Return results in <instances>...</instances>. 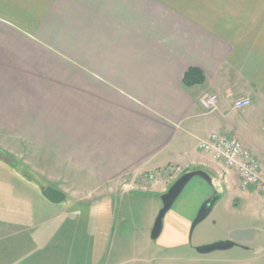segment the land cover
<instances>
[{"label": "crops", "instance_id": "crops-1", "mask_svg": "<svg viewBox=\"0 0 264 264\" xmlns=\"http://www.w3.org/2000/svg\"><path fill=\"white\" fill-rule=\"evenodd\" d=\"M191 68L204 83L184 85ZM212 132L264 172V0H0L1 156L44 152L46 182L92 203L129 183L164 194L189 170L228 182L200 148ZM177 212L176 236L192 215Z\"/></svg>", "mask_w": 264, "mask_h": 264}, {"label": "rangeland", "instance_id": "rangeland-1", "mask_svg": "<svg viewBox=\"0 0 264 264\" xmlns=\"http://www.w3.org/2000/svg\"><path fill=\"white\" fill-rule=\"evenodd\" d=\"M0 152L5 153L1 148ZM40 155L44 158L45 153ZM9 157L0 155V264H264V194L242 188L234 172L228 182L215 183L224 197L198 224L191 239L197 208L213 193L199 176L188 183L166 214L161 236L152 240V228L163 206L162 193L155 188L135 190L141 186L122 184L121 194L94 198L92 203L78 201L70 189L62 188L67 199L54 204L40 188H59L60 184L47 183L40 168H35L42 157L30 164L23 157ZM130 188L135 191L129 192ZM79 190L87 193V189H73L74 193ZM173 209L179 215L192 212L189 219L182 214L184 229L178 236L179 218L172 215ZM247 227L258 231L246 245L208 254L193 249ZM175 245L181 246L172 248Z\"/></svg>", "mask_w": 264, "mask_h": 264}, {"label": "water", "instance_id": "water-1", "mask_svg": "<svg viewBox=\"0 0 264 264\" xmlns=\"http://www.w3.org/2000/svg\"><path fill=\"white\" fill-rule=\"evenodd\" d=\"M195 176H199L204 179L212 188L213 193L200 206L197 216L191 225L190 238H192L194 230L198 224L203 222L212 213L216 204L221 198L224 197V192L216 188L213 177L208 171L204 169H198L185 172L172 184L167 192L162 194L161 198L163 206L158 212L154 226L152 228V240H158V238L161 236L164 230L166 214L173 208L177 199L180 197L188 183ZM41 194L48 201L54 204L61 203L67 199V195L63 190L53 186L41 187ZM257 231L258 228L256 227L236 228L231 230L228 238L210 244L199 245L196 247V250L200 254H208L218 250H227L238 244L240 245L241 243L253 241Z\"/></svg>", "mask_w": 264, "mask_h": 264}, {"label": "built area", "instance_id": "built-area-1", "mask_svg": "<svg viewBox=\"0 0 264 264\" xmlns=\"http://www.w3.org/2000/svg\"><path fill=\"white\" fill-rule=\"evenodd\" d=\"M251 103L250 98H241L234 101V107L244 110ZM201 104L207 113H215L220 109V96L217 93L205 94L201 98ZM200 148L218 163L235 170L242 188L264 194V172L260 169L259 159L236 136L212 132L200 144Z\"/></svg>", "mask_w": 264, "mask_h": 264}, {"label": "trees", "instance_id": "trees-1", "mask_svg": "<svg viewBox=\"0 0 264 264\" xmlns=\"http://www.w3.org/2000/svg\"><path fill=\"white\" fill-rule=\"evenodd\" d=\"M205 80H206V77H205L204 73L201 70H199L197 68H191L186 73L183 82H184L185 86L190 87V86H193V85L202 84V83L205 82ZM4 157H6V156H4ZM6 158H8V157H6Z\"/></svg>", "mask_w": 264, "mask_h": 264}, {"label": "flooded vegetation", "instance_id": "flooded-vegetation-1", "mask_svg": "<svg viewBox=\"0 0 264 264\" xmlns=\"http://www.w3.org/2000/svg\"><path fill=\"white\" fill-rule=\"evenodd\" d=\"M205 200H206V199H205ZM205 200H204V201H205ZM204 201H203V202H204ZM203 202H202V203H203ZM201 205H202V204H200V206H201ZM200 206L197 208V211H196L195 217L197 216V213H198V210H199ZM193 221H194V220H193ZM192 223H193V222H192ZM191 225H192V224H191ZM190 230H191V227H190ZM188 238L191 239V238H190V231H189V237H188ZM189 239H188V240H189ZM187 242H188V241H187ZM187 242H186V243H187ZM181 245H183V244H181ZM181 245H175V246H173L172 248H175V247H178V246H181ZM240 245H246V243H241ZM193 249L196 250V247H194ZM196 251H197V250H196Z\"/></svg>", "mask_w": 264, "mask_h": 264}]
</instances>
